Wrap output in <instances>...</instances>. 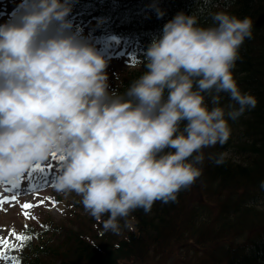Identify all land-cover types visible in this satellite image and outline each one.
<instances>
[{"label": "clouds", "instance_id": "9594fccd", "mask_svg": "<svg viewBox=\"0 0 264 264\" xmlns=\"http://www.w3.org/2000/svg\"><path fill=\"white\" fill-rule=\"evenodd\" d=\"M73 2L25 0L0 24V183L56 154L55 191L74 192L119 232L134 211L176 201L202 175L204 149L223 146L229 121L255 108L233 75L253 22L217 11L205 27L178 12L144 53L146 71L119 93L108 59L74 29Z\"/></svg>", "mask_w": 264, "mask_h": 264}, {"label": "trees", "instance_id": "16d2710c", "mask_svg": "<svg viewBox=\"0 0 264 264\" xmlns=\"http://www.w3.org/2000/svg\"><path fill=\"white\" fill-rule=\"evenodd\" d=\"M197 9L202 11L197 12ZM181 11L189 15L196 13L200 25L205 27L213 26L211 14L217 11L252 20V36L240 49L233 75L240 90L252 94L257 104L238 120L229 121L232 131L223 146L217 144L204 149L202 175L191 187L180 191L176 201H156L147 213L143 209L134 211L120 221L119 232L109 231L106 235L103 234L106 230L101 228L100 236L89 237L90 241L70 238L67 240L70 243L58 254V264H125L143 259L148 247L151 244L156 247L164 236L176 241L185 235H189L187 239L194 235L201 243L216 236L215 245L207 252L213 264H264V209L258 210L264 207V188L261 187L264 182V0H210L208 4L203 0H74L69 19L74 29L85 31L93 43L110 35L130 47L131 62L115 66L118 72H114L115 77L110 82V90L123 93L146 71L143 57L152 39L160 36L164 25ZM110 65L112 63L107 70L111 69ZM228 102L227 95L222 94L221 103ZM209 154L216 157L223 154L222 163L209 159ZM236 190H240V194ZM224 194L225 200L221 197ZM192 195L198 200L202 198L196 201L197 205L217 203L216 217L211 223L196 220L192 215L193 218L179 219L182 225L179 231H187L180 236L183 231H173L177 221L172 215L191 209L186 203ZM201 207L209 208L208 205L198 206ZM231 217L233 219L229 220ZM208 240L202 243L203 247ZM189 243L184 245L186 250L193 249V244ZM172 247L163 248L165 259L171 256ZM30 251L31 248L27 249L19 261L45 264L37 248ZM43 251L48 250L43 249L40 254Z\"/></svg>", "mask_w": 264, "mask_h": 264}, {"label": "rangeland", "instance_id": "374dc122", "mask_svg": "<svg viewBox=\"0 0 264 264\" xmlns=\"http://www.w3.org/2000/svg\"><path fill=\"white\" fill-rule=\"evenodd\" d=\"M23 2H25V0H0V24L6 23L16 11H19ZM82 34L85 36L86 32L84 31ZM96 48L101 53L106 52V55H104L105 58L108 59V61H112V65H110L111 69L107 70L110 85V82L115 77L114 72L117 70L115 66L131 62L132 54L127 46L122 45L121 42H112L110 38L104 39L101 46ZM53 160L61 162L59 160V156L57 155L56 157H50L47 162L42 163L41 165L44 167L46 164H51ZM27 173H29V171L24 174ZM32 177L33 176H30L31 179ZM31 179L29 181H31ZM47 183L50 184L51 181ZM12 185L13 183L11 182L0 183V197H11L12 195H17L19 201V203L10 201L9 203L4 204L3 207L5 210H0V238L7 239L9 244H15L16 247L14 248V251L10 252L12 247L0 245V252H4V256L0 257V264H16V261H19V259L22 258V255H20L21 253H19V249L22 247L24 248L26 241H24L23 246H21V242L17 241L15 237L10 235L13 229L17 234L30 236L31 239H35L39 233L35 243H37V240L39 239V244L43 246L44 249L48 250V255L52 254V251H57L56 255L52 254L53 256L49 255L43 258L45 264L59 263L60 255L58 254L66 243H70L67 242L70 238L73 240L77 237L90 241L89 237L93 239V236L94 238H98L100 236L99 233H101V228H104L103 223L91 217L84 210L81 203V197L74 192L58 193L55 191L52 184L48 185L46 188L36 191L35 194L31 196V192L29 194H18V192L11 189ZM30 186L31 185H28L27 188H30ZM196 195L194 198H192L193 195L189 196L186 203L187 206L193 205L198 200V195ZM205 197L207 198L208 196ZM221 197L223 200L226 199L225 194ZM41 199H44L45 203L38 207L28 210H23L21 208V204L24 202L37 204ZM51 201L57 202L56 207L52 206ZM210 201L216 202L215 199H211ZM201 205H208L209 208H197ZM197 207L195 208L197 213L196 215L199 216L200 220L205 223H211L214 218L215 209L218 208V204L215 203L211 206L210 203L201 202L197 205ZM24 211L29 212L30 216L26 217L24 215ZM31 217H35V219ZM103 219H107V217L105 216ZM98 222L99 225H96ZM28 227H30L32 231L27 230ZM104 233L109 235L110 232L105 231L103 234ZM185 234H187L186 230H184L180 236ZM187 236L185 235L180 237L176 241H169L168 237L164 236L162 241L157 244L156 247L155 244L154 247L153 244L148 247L147 254L143 259L141 258L126 261L125 264H213V261L210 259V255L207 252L211 250L213 244L215 245L213 239L216 236L211 237L209 240H202L203 242L208 240L205 247L202 246L203 242L201 243L196 241L194 235L189 237L190 239H187ZM96 241H98V239ZM189 241V244H193L192 250H186V247H184V245ZM196 243L199 246H197ZM165 246H173L172 249H170L171 256L166 259L163 257V248ZM17 254L19 257L15 259Z\"/></svg>", "mask_w": 264, "mask_h": 264}, {"label": "snow or ice", "instance_id": "6c2138e0", "mask_svg": "<svg viewBox=\"0 0 264 264\" xmlns=\"http://www.w3.org/2000/svg\"><path fill=\"white\" fill-rule=\"evenodd\" d=\"M56 156H57L56 154H53V157H56ZM59 160L62 161L63 157H59ZM48 167L50 168L51 165H49ZM32 171L43 172V171H45V168L40 163H37L29 171V176H31V172ZM22 176H23V174L20 175L19 177H17V180H19ZM45 183H47V181H45ZM16 186L19 187V184L17 183ZM32 189H35V185L34 184L30 186V190H32ZM10 201L19 203L18 196L17 195H12L11 197H7V196L0 197V210H5L4 207H3L4 204L9 203ZM44 203H45L44 199L39 200L37 204H32L30 202H24L23 204H21V208L23 210H28V209H31V208H34V207H38V206H40V205H42ZM51 203H52L53 207H56V205H57L56 201H51ZM24 215L26 217H29L30 213L27 212V211H24ZM31 218L35 219V217H31ZM10 235L15 237L17 241H20L21 242V246H23V242L24 241L31 239L30 236L17 234L14 229L11 231ZM0 245H4L5 247H16L15 244H9V241L7 239H2V238H0ZM3 256H4V252H0V257H3ZM16 264H19L18 260L16 261Z\"/></svg>", "mask_w": 264, "mask_h": 264}]
</instances>
